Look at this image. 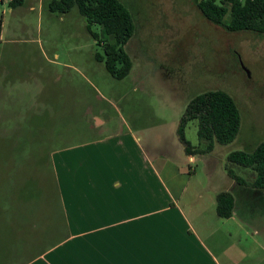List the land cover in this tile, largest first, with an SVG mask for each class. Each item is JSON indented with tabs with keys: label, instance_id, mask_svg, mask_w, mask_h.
Here are the masks:
<instances>
[{
	"label": "rangeland",
	"instance_id": "rangeland-1",
	"mask_svg": "<svg viewBox=\"0 0 264 264\" xmlns=\"http://www.w3.org/2000/svg\"><path fill=\"white\" fill-rule=\"evenodd\" d=\"M49 1L0 3V202L8 218L5 233L0 228V261L9 245L4 234L11 246L27 245L25 254L61 239L52 152L123 130L164 179L185 182L195 174L186 192L195 179L203 181L202 199L189 204L184 196L178 207L217 259L227 264L232 254L246 261L242 251L251 248L249 260L264 261V189L253 185L252 168L228 159L230 151H250L264 139V33L226 31L193 0H121L135 30L124 46L131 70L116 79L95 58L104 56L103 47L77 8L51 12ZM91 29L101 37L98 25ZM214 89L235 99L239 130L231 143L208 150L197 120H187L184 137L200 150L189 160L177 134L180 118L192 97ZM229 173L251 185L244 193L238 182L230 186L235 211L251 227L214 219L215 195L229 186Z\"/></svg>",
	"mask_w": 264,
	"mask_h": 264
},
{
	"label": "crops",
	"instance_id": "crops-1",
	"mask_svg": "<svg viewBox=\"0 0 264 264\" xmlns=\"http://www.w3.org/2000/svg\"><path fill=\"white\" fill-rule=\"evenodd\" d=\"M187 158L194 160L193 155ZM51 168L61 239L25 254L27 245L11 246L10 237L4 234L9 245L0 264H223L205 247L200 233L178 207L184 196L189 204L202 199L203 181L195 179L194 188L186 192L195 174L185 176V182L164 179L131 133L123 130L56 149L51 154ZM229 179L222 191L233 193L234 209L230 217L222 219L241 227L248 222L235 211L236 189L230 188L235 180ZM243 180L238 186L244 193L251 185ZM6 211L4 200L3 206L0 202L2 233L7 229ZM218 231L215 228L206 237ZM242 252L246 261L231 254L227 264H263L249 260L247 254L255 252L251 248Z\"/></svg>",
	"mask_w": 264,
	"mask_h": 264
},
{
	"label": "trees",
	"instance_id": "trees-1",
	"mask_svg": "<svg viewBox=\"0 0 264 264\" xmlns=\"http://www.w3.org/2000/svg\"><path fill=\"white\" fill-rule=\"evenodd\" d=\"M203 16L212 24L229 32L252 31L264 33V0H193ZM24 0H10V7L22 5ZM73 7L84 17L87 31L103 47L104 56L95 58L103 62L106 71L116 79L127 76L132 60L125 51V44L132 37L135 24L131 11L121 0H50L51 12L67 13ZM225 16H228L225 19ZM98 25L100 34L91 29ZM196 119L198 137L208 141L210 150L214 143H231L239 130L241 116L235 99L220 89L207 90L190 99L180 118L177 134L187 155L200 150L184 137V124ZM228 159L255 171L253 185L264 189V139L250 151L232 150ZM236 182L245 183L234 173H229ZM14 184V183H13ZM28 185L29 182H28ZM29 187V186H28ZM27 193L25 194V196ZM234 209V195L231 191H220L216 195V213L228 218Z\"/></svg>",
	"mask_w": 264,
	"mask_h": 264
},
{
	"label": "built area",
	"instance_id": "built-area-1",
	"mask_svg": "<svg viewBox=\"0 0 264 264\" xmlns=\"http://www.w3.org/2000/svg\"><path fill=\"white\" fill-rule=\"evenodd\" d=\"M10 0H0V2H9Z\"/></svg>",
	"mask_w": 264,
	"mask_h": 264
},
{
	"label": "flooded vegetation",
	"instance_id": "flooded-vegetation-1",
	"mask_svg": "<svg viewBox=\"0 0 264 264\" xmlns=\"http://www.w3.org/2000/svg\"><path fill=\"white\" fill-rule=\"evenodd\" d=\"M242 64V63H241ZM243 65V64H242ZM262 195H260V197H261ZM264 197V196H263Z\"/></svg>",
	"mask_w": 264,
	"mask_h": 264
}]
</instances>
